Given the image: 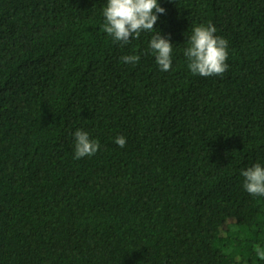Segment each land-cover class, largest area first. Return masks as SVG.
<instances>
[{
	"label": "trees",
	"instance_id": "obj_1",
	"mask_svg": "<svg viewBox=\"0 0 264 264\" xmlns=\"http://www.w3.org/2000/svg\"><path fill=\"white\" fill-rule=\"evenodd\" d=\"M106 2L0 0V264H264V196L241 175L264 166V0H159L169 71L155 32L103 31ZM208 23L223 76L184 56Z\"/></svg>",
	"mask_w": 264,
	"mask_h": 264
},
{
	"label": "clouds",
	"instance_id": "obj_2",
	"mask_svg": "<svg viewBox=\"0 0 264 264\" xmlns=\"http://www.w3.org/2000/svg\"><path fill=\"white\" fill-rule=\"evenodd\" d=\"M159 0H107L103 8L105 18L103 31L111 36L121 46L127 45L133 39H139L142 32H155L149 47L156 58L161 71H169L172 67L173 43L171 36H164L154 27L159 19L158 14L165 13ZM214 24H200L195 26L188 35L184 56L189 61L188 68L194 75L210 77L223 76L228 70V40L216 35ZM141 57L129 54L121 57L123 62L138 64ZM74 158L91 157L101 147L99 140L90 138V134L82 129L74 133ZM115 143L123 148L126 144L124 136H118ZM245 178L243 187L251 195L264 196V166L260 163L241 171ZM257 256L264 260V249L256 247Z\"/></svg>",
	"mask_w": 264,
	"mask_h": 264
}]
</instances>
